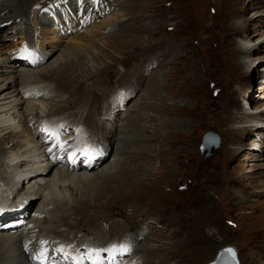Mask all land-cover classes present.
<instances>
[{"label": "rangeland", "instance_id": "374dc122", "mask_svg": "<svg viewBox=\"0 0 264 264\" xmlns=\"http://www.w3.org/2000/svg\"><path fill=\"white\" fill-rule=\"evenodd\" d=\"M62 1L12 0L15 8L26 17L28 34L24 42V33L1 32L5 34L0 42L3 65L19 60L22 46L35 43L32 39L35 33L40 37V48L45 50L55 45L62 48L74 40L88 43L90 47H83L85 53L68 58L65 64L78 61L82 70L86 67L91 71L110 64L108 70L111 69L113 76L108 79L111 81L119 77L137 78L133 83L136 84L134 92L119 109L117 104L119 117L126 112L137 113L134 102L144 89L151 88L156 78L166 73L174 75L171 79L169 75L162 77L163 83L174 86V97L168 93L166 97L180 105L186 103L191 113V128L187 134H182L179 147L186 151L193 148V154L183 156L181 165H176L180 174L175 189L168 194L181 205L191 202L187 210L190 237L188 230L179 226V215L173 218L165 211L167 204L160 202L158 196L153 198L156 189L129 191L132 195L118 205V198L105 195L101 203L105 215L100 220L109 219L104 221L105 226L127 220L125 226H131L130 231H134L142 219L163 243L188 240V247L179 246L181 259L172 257L168 244L171 251L162 248L156 255L169 259L158 264H208L226 246L235 248L239 264H264V128L253 122L252 128L242 129L250 124L246 122L252 116L250 112H258L264 119V0H71L73 8L67 4L63 14H58L62 10L60 6L64 5ZM79 19L84 20L80 22ZM11 24L10 20L3 23L0 30ZM243 41H249L246 52L240 50ZM134 51L141 54L135 56ZM57 54L44 57L35 68L46 67ZM102 75L94 77L99 79L89 85H97L99 91L109 94L114 86L102 85L100 78H107ZM188 76H196L197 82L186 86ZM157 97L151 96L149 101L155 103ZM68 98L65 94L63 101ZM100 103L99 106L105 104L104 101ZM148 115L156 116L153 111H148ZM163 117L168 118L167 115ZM206 131L219 136V145L208 156H204L200 148L201 137ZM252 142L258 146H252ZM169 148L168 144L163 149ZM114 150L112 144L105 159L109 155L111 158ZM187 160L192 165H187ZM200 165L217 170L215 183L208 184L215 192L212 214L204 209L208 202L200 204L201 177L197 174ZM167 166L166 162L164 168ZM233 194L237 198H232ZM29 204L20 197L12 201V208ZM99 210L89 213L100 214ZM135 213L137 216L133 217ZM169 219H176L178 224L170 225ZM175 229L179 233H173L171 238L163 237ZM211 229L219 232V239H213L215 233ZM144 238L139 236L134 247L146 245ZM182 254L187 260H183Z\"/></svg>", "mask_w": 264, "mask_h": 264}, {"label": "bare ground", "instance_id": "6f19581e", "mask_svg": "<svg viewBox=\"0 0 264 264\" xmlns=\"http://www.w3.org/2000/svg\"><path fill=\"white\" fill-rule=\"evenodd\" d=\"M62 2L64 5L60 6L62 10L58 14H63L67 4L73 8L71 0ZM9 20L12 24L0 30V42L5 36L1 34L3 31L6 34L24 33L25 42L28 34L26 17L15 8L12 0H0V26ZM83 20L79 19L80 22ZM37 35L35 33L32 36L34 44L22 46L19 60L4 65L0 62L4 66L0 68V264H34L29 258L31 245L49 246V252L56 259L66 249H70L72 253L67 254V260L62 264H158L168 258L156 255L162 248L165 251L172 250V257H181L179 246L188 247V240L184 238L182 241L163 243L157 233L149 231L150 225L144 224L142 219L134 231H130L131 226H125L127 220L123 223L114 221L110 226L104 225V221L109 219L100 220L105 215L102 211L105 207L101 204L105 195L118 198V201L115 200L118 205L121 200L129 197V191L156 189L153 198H161L160 202L167 204L165 211L173 218L179 215V226L188 230L186 232L189 236L191 223L187 210L191 202L181 205V202L168 196L176 187L180 174L177 166L181 165V159L193 154V148L187 152L179 147L182 134H187V130L191 128L189 107L186 103L180 105L176 101H170L172 98L169 100L165 95L168 93L170 97H174V86L169 82L163 83L162 77L169 75L168 78L171 79L174 75L166 73L156 78L151 88L144 89L134 102V108H138L137 113L126 112L119 117L117 109L134 92L136 84L133 83L137 78L119 77L111 81L108 79L113 76L111 69L108 70L110 64L95 71L85 69L86 67L82 70L78 61L67 66L65 62L68 58L73 59L80 53H85L83 47H90V44L74 40L62 48L55 45L52 49L45 50L40 48L42 44ZM247 43L249 41H243L240 49L242 52L247 51ZM54 52H58L57 56L46 67L35 68L36 63ZM133 53L135 56L141 54L138 51ZM94 54H97L96 50ZM26 58L37 62L31 63ZM80 72L87 73L81 75ZM98 74L107 77L100 78L102 85L107 83L114 86L111 93L99 91L97 85H89L99 79L94 78ZM46 76L50 78H45ZM188 77L186 86L198 80L196 76ZM70 83L75 84L67 85ZM65 94L69 98L63 101ZM155 95L158 96L157 101L151 103L149 99ZM102 101L105 104L99 106ZM117 104L119 107L116 109ZM148 111H153L156 116H149ZM248 114L252 115L246 121L250 124L241 126L242 129L252 128L253 122H258L257 125L264 128V119L259 116L262 114ZM164 115L168 118L165 119ZM48 117L59 118L58 127L64 138L72 136L69 134L73 131L69 134L66 132L74 127H78L75 140L84 134L91 137L93 143L82 154L84 160L88 155L99 156L93 161L88 160L87 164L80 162L77 166L67 168L65 159L58 157L60 152L55 151L56 159L52 161L49 153L53 151L47 150L50 143H41L43 132L38 121ZM72 140L74 139L68 141ZM112 144L115 145V150L111 158L109 155L105 159ZM168 144L170 150H164V146ZM251 145L258 146L255 142ZM166 162L168 166L164 168ZM186 163L192 165L189 160ZM197 172L201 177L200 204L208 202L207 209H204L212 214L215 192L208 184L215 183L217 170L200 165ZM19 196L30 204L12 208V201L20 198ZM231 196L237 198L234 194ZM32 204L34 205L31 206ZM132 205L129 207L132 208ZM94 209H100V214L89 213ZM179 209L183 212L177 214L175 211ZM36 210L38 215L29 214V211ZM135 216L136 213L133 217ZM175 220L169 219L168 223L176 224ZM175 230L167 232L163 237H173V233L177 232ZM211 230L215 233L213 239H219V232ZM148 232L151 233L147 234ZM139 236L145 237L146 245L135 248ZM168 244L171 250L167 248ZM121 246H126L127 250ZM225 248L234 250L237 259L234 247L226 246L223 249ZM182 257L187 260L186 255L182 254Z\"/></svg>", "mask_w": 264, "mask_h": 264}, {"label": "water", "instance_id": "95a60500", "mask_svg": "<svg viewBox=\"0 0 264 264\" xmlns=\"http://www.w3.org/2000/svg\"><path fill=\"white\" fill-rule=\"evenodd\" d=\"M219 145V136L213 131H206L201 137V153L204 156L210 155L213 150ZM218 251L216 257L208 264H238L234 255L229 254L226 250Z\"/></svg>", "mask_w": 264, "mask_h": 264}, {"label": "snow or ice", "instance_id": "6c2138e0", "mask_svg": "<svg viewBox=\"0 0 264 264\" xmlns=\"http://www.w3.org/2000/svg\"><path fill=\"white\" fill-rule=\"evenodd\" d=\"M46 131H47V129H46ZM49 134L52 135L53 137H55L57 135V133H55V132H50ZM42 243H44V242H42ZM121 247H125V250H127L126 246H121ZM226 252L234 255V250H232V249H227ZM39 255L41 258H43L45 256V253L42 251Z\"/></svg>", "mask_w": 264, "mask_h": 264}]
</instances>
